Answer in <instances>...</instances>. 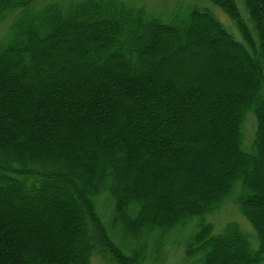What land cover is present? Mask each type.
<instances>
[{
  "label": "trees",
  "instance_id": "16d2710c",
  "mask_svg": "<svg viewBox=\"0 0 264 264\" xmlns=\"http://www.w3.org/2000/svg\"><path fill=\"white\" fill-rule=\"evenodd\" d=\"M209 1L238 40L196 5L0 0V264H159L193 219L189 264H264V0ZM236 185L256 250L205 221Z\"/></svg>",
  "mask_w": 264,
  "mask_h": 264
},
{
  "label": "rangeland",
  "instance_id": "374dc122",
  "mask_svg": "<svg viewBox=\"0 0 264 264\" xmlns=\"http://www.w3.org/2000/svg\"><path fill=\"white\" fill-rule=\"evenodd\" d=\"M81 0H33L32 7L35 11L41 10L45 6L57 4L60 6H67L71 3H75ZM126 4L132 7H144L148 12L152 14H165L170 13L169 10L179 9L184 7H190L193 5L199 7L209 8L219 19V21L235 36V39L238 35L228 18L222 14L209 0H123ZM187 7V8H188ZM174 13V12H173ZM15 14H9L7 17L0 23V39L6 36L8 28L12 21L15 18ZM165 17V16H164ZM244 17V14H243ZM256 128L255 118L251 113H247L244 118L242 126V149L244 151H249L251 149L254 133ZM236 185L234 191L227 197L221 207L207 216L205 219L206 222L211 223L213 227V234H221L225 225L229 222H234L238 224L240 229L247 235L250 246L253 250L257 249V240L255 233L247 220L240 213L238 207L234 203L236 198L237 191ZM96 210L100 215L103 223L109 229L110 219H111V202L106 196V194L101 193L98 195L95 201ZM198 219H193L189 221L184 226L175 227L165 236V241L163 245V250L160 256L159 264H189L186 261L184 256V243L186 240L191 237L197 231ZM116 237L113 239V242L116 246L122 249V244L118 241V234H113ZM118 239V240H117ZM124 250V249H122ZM90 264H106L100 257L93 256L90 260Z\"/></svg>",
  "mask_w": 264,
  "mask_h": 264
}]
</instances>
